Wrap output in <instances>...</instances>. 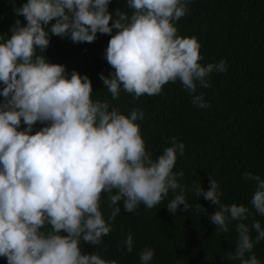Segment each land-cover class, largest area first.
Returning <instances> with one entry per match:
<instances>
[{"label": "clouds", "instance_id": "9594fccd", "mask_svg": "<svg viewBox=\"0 0 264 264\" xmlns=\"http://www.w3.org/2000/svg\"><path fill=\"white\" fill-rule=\"evenodd\" d=\"M111 3L27 0L14 9L26 26L17 20L10 38L0 35V257L7 264H118L99 252L82 254L83 244L99 246L112 232L121 212L118 202L133 213L140 205L155 208L172 192L178 194L167 203L170 214L181 205L192 210L188 189L178 182L184 173L173 171L185 145L173 137L172 146L154 160L137 123L145 118L142 110L125 115L109 101H94L88 76L73 71L69 78L65 66L36 54L46 52L53 35L93 43L98 33L107 34L112 38L105 59L114 72L99 78L113 100L121 89L135 99L160 95L166 84L179 80L193 106L209 107L198 86L210 87L207 78L227 72V66L223 60L202 66L198 39L178 34L176 22L189 13L192 0H127L133 13L118 10L115 17ZM22 121L27 127L20 131ZM38 122L48 126L33 135ZM243 179L255 182L251 204L264 216V178L245 172ZM192 190L216 206L209 216L216 233H228L229 224L238 222L235 251L222 259L262 264L254 247L264 241V227L245 223L249 209L223 204L220 185L211 177L208 191L202 184ZM105 193L112 206L108 219L101 211ZM133 246L128 235L122 247L130 253ZM154 256V249L145 248L141 264H152Z\"/></svg>", "mask_w": 264, "mask_h": 264}, {"label": "trees", "instance_id": "16d2710c", "mask_svg": "<svg viewBox=\"0 0 264 264\" xmlns=\"http://www.w3.org/2000/svg\"><path fill=\"white\" fill-rule=\"evenodd\" d=\"M26 2L0 0V35L5 40L17 20L26 26L25 18L14 11ZM189 9L176 22L178 34L198 39L202 66L221 60L227 66V72H213L207 78L210 87L198 86L197 94H204L207 108L193 106L192 96L179 80L166 84L160 95L145 94L135 99L121 89L120 98L113 100L99 78L101 73L110 78L114 72L105 59L110 35L98 33L93 43H75L70 37L53 35L46 52L37 49L36 54L46 56L50 63L65 66L69 78L73 71L88 76L94 101H109L125 115L142 110L145 118L137 123L154 160L172 146L173 137L185 145L173 171L184 173L178 182L188 189L185 195L192 210L185 212L181 205L175 215L170 214L167 203L178 194L172 192L155 208L140 205L133 213L124 211L121 200L112 232L99 246L83 244L82 254L99 252L101 258L117 260L118 264H141L140 253L151 248L155 251L152 264H239L222 259L226 252L235 251L238 222L229 224L228 233H216L217 226L209 221L216 206L202 196L196 197L192 190L202 184L208 191L210 177L220 185L223 204L247 207L250 215L245 223L251 226L259 221L264 227V216L251 204L255 182L243 179L245 172L264 178V0H192ZM118 10L129 16L133 13L127 0H112L109 12L115 17ZM3 102L0 97V104ZM46 126L38 122L31 134ZM26 127L22 121L18 130ZM101 211L105 219L110 217L112 206L106 193L102 194ZM128 235L134 239L130 253L122 247ZM251 235L254 240V229ZM254 252L264 264V241L255 245ZM0 264H7L6 258L0 257Z\"/></svg>", "mask_w": 264, "mask_h": 264}]
</instances>
